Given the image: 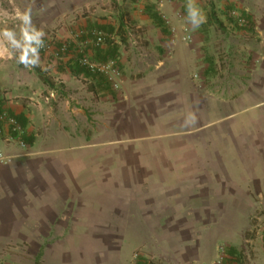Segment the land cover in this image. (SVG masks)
<instances>
[{
    "label": "rangeland",
    "instance_id": "374dc122",
    "mask_svg": "<svg viewBox=\"0 0 264 264\" xmlns=\"http://www.w3.org/2000/svg\"><path fill=\"white\" fill-rule=\"evenodd\" d=\"M190 3L194 8L200 9L204 16V21L198 27H194L188 19ZM29 8L32 25L43 31L42 43L50 46L47 50L38 49L39 62L35 66L19 62L20 55L29 47L36 46L25 41L23 22L16 15L17 10L23 13ZM212 8L224 21L225 30L208 23V14ZM123 10L130 12L135 25H127L125 32L120 35L117 34V29L119 13ZM109 25L114 28L113 31L111 28H101ZM100 28L105 32L106 38L113 39L111 48H108L107 43L100 47L94 45L95 35L92 32ZM5 29L14 32L15 45L3 34ZM188 36L190 40H186ZM64 44L68 45L67 51H61ZM27 58L32 59L31 52H27ZM82 59L94 63L115 60L121 80L125 82L123 77L126 76L135 83V92L147 89L150 103H155L156 100V93L150 85L157 82L154 72L160 65L161 104L176 102L173 92L177 87L172 91L163 87L173 82L167 74L179 70L182 77L188 74L189 66L186 62L174 64L173 59H192L190 78L182 88L183 104H190L193 100L188 94L189 90L195 91L196 102L204 105L208 102L232 101L245 95L249 89L251 98L264 104V0H0V98L10 109L16 107L24 111L20 112L24 117L22 121L35 134L32 139L30 137V140H34V145L27 149H22L15 143L1 146L11 152L13 159L0 167H11L17 157L22 156L21 158L26 159L20 161L21 167L29 168V163L25 162L29 158L28 161L35 165L37 178L41 176L40 169H65L67 176L64 175L63 179L67 180L69 188V198L66 200L68 217L72 219L77 215L79 221L85 223L84 238L76 240L77 243H83L84 254L68 257L74 263L77 260L81 264L82 260V264H94L106 258L103 250L112 249L111 244L116 245L113 250L121 244L120 241L103 239L106 234H113L115 224H103V216L97 213L98 208L94 209V206L99 202L110 201L111 204L114 203V207L118 202L110 197L113 193H129L133 196V210L136 208L140 210L139 213L142 211L148 214L149 207L154 204L152 200L157 196L148 192V185L141 184L140 171L132 177L124 175V165L127 163H131L132 168L138 169L140 166L139 160L132 161L128 157L141 152V144H111L106 141L110 124L116 123L117 137L120 139L134 135L130 133L132 128L127 127L126 123L139 121L136 120L138 112L134 111L136 105H131L136 101V96L128 102L121 95L122 87L114 88L106 75L83 66L80 63ZM117 59H128L129 67L124 69ZM208 60L217 65L211 72H208ZM50 64L53 66L50 67ZM64 65H67L66 70L70 69L74 76L77 75L76 67L86 69L93 77L95 75L102 81V86L97 88L96 78L89 79L86 76L75 79V83L66 84L62 82L60 75L53 73L56 88L51 89L38 78L34 70L39 66L46 69L47 73L52 68L63 72ZM148 76L150 79L144 80ZM108 94L112 95V99L106 97ZM163 118L165 117H162L160 124L164 122ZM253 130L254 136L260 139L254 144L255 153L248 158L241 154L240 159L232 158V155L237 156L236 153L230 154V181L227 190L234 188L243 171H251L250 176L254 173L262 188L253 193L258 202L255 207H245L243 202L234 198L236 192L225 191L220 194L214 191L211 195L213 207L207 212L208 201L199 192H204L208 187L204 183L208 178L204 171L207 172L209 161H190L197 169L194 172L196 181H201L198 186H192L198 188L197 218L195 223L188 219L185 214L190 215L192 211L190 212V207H186L180 215V231L185 236L196 232L201 239L205 233L208 240H201L202 242L216 243L217 240L218 257L211 264L218 261L222 264H250L259 254L256 252V237H261L264 243V109L260 112L258 127L255 123ZM137 131L138 128L135 136ZM238 131L244 136L252 132L249 128ZM165 147L167 149V145ZM16 149L20 154L14 153ZM198 149L203 151L202 145ZM114 168L117 169L116 174L106 172L107 169ZM31 177L22 175L17 178L24 184ZM183 178L185 183L181 187L180 196L188 202L191 194L188 190L190 184H194V176L184 175ZM211 180L215 181L214 175H211ZM224 187V184L218 183V188ZM228 198L232 200L227 201ZM161 203H165V197ZM112 207H106V210L113 209ZM109 213L103 219H113L114 222L118 216H110ZM82 215L84 219H81ZM134 216L133 214L132 223L128 226L132 230L128 237H131L121 249L125 257L129 256L126 264H188L177 261V256L171 253V244L175 241L171 239L160 242V234L167 235L166 232H171L176 219L170 218V221L165 220L161 224L154 220L151 223V216H146L145 220L140 218V214ZM134 229H142L143 235L147 232L146 243L142 244L141 237H138ZM243 233L247 239L242 240V247L238 248L237 255L233 252L234 258L226 257L227 243L223 238L229 236L239 238L240 241ZM252 238L255 240L252 241ZM7 242L10 243L8 247L0 249V264H43L44 246L52 241L45 239L19 244ZM184 242L189 244V241ZM128 246L131 248L127 251ZM182 246L184 248L186 245ZM261 248L264 250V246ZM113 255H109L108 264L114 260ZM120 256L122 260L124 254Z\"/></svg>",
    "mask_w": 264,
    "mask_h": 264
},
{
    "label": "crops",
    "instance_id": "0c3cea01",
    "mask_svg": "<svg viewBox=\"0 0 264 264\" xmlns=\"http://www.w3.org/2000/svg\"><path fill=\"white\" fill-rule=\"evenodd\" d=\"M101 60V59H100ZM120 62V66L124 69L129 67L128 59H117ZM174 64L182 61V64L186 62L189 66L188 74L186 76H181L180 70L177 72H171L169 78L173 80L171 83L163 85L164 88L172 91L173 88L176 96V102L171 104H161L160 103V65L155 68L154 77L157 82L150 87L156 93L155 103H150L149 95L147 89H140L139 91H134V84L126 76L123 77L125 82L122 81L121 87L123 88L120 92L123 98H126L128 102L130 99H134L136 96V101L131 103L135 104V112H138L136 120L130 123H126V126L132 128L130 133L134 134L128 137L120 139L117 137L116 130L117 125L110 124L107 142L111 144L115 143H140L141 152L132 154L128 157L132 161L139 160L140 166L138 169L132 168L131 163L124 165L125 177L135 176V173L140 171L141 184L148 185V192L157 196L152 200V207H149L148 214L145 212H140L136 208L133 210V196L132 194L113 193L114 201H117L116 205L112 207L114 203H102L99 202L98 205L94 206L97 209V213L102 215L105 219L106 213L110 211V216L114 214L117 215V219L104 220L101 218L102 223L115 224L113 234H106L103 239L105 241L113 240L121 242L117 247L107 248L103 250L106 258L94 264H108V257L110 254H114L109 264H126L128 263L129 256L125 257V253H122V248L127 244L128 237L131 234L130 226L132 215L139 216L145 220L146 216H151L153 220L158 223H164V221H170V218L176 219V223L172 224V231L166 232L165 234H160V242L172 241L175 243L171 253L177 256V261L186 262L191 264L192 262L196 264H211L214 259L218 257V243H210L208 241L202 242L201 240H208V236L204 233L202 239L196 232H192L189 236H185L181 233V219L180 215L184 213L186 207H190L191 214L187 215L188 219L195 223L197 218V193L198 188L192 186H198L201 181H196V167L191 165L190 161L198 160H208V166L205 175L208 176L204 180V183L208 185L204 192H199L201 197L205 201H208L209 210L213 207L212 193L222 194L223 192H236L237 200L243 202L246 207H255L258 202L255 200L253 193L262 190L258 180L254 177V173L250 176L251 171H243L242 176L239 178L237 184L234 188L229 191L227 186L229 185L230 175H229V164L231 153H236L232 155V158H241V154L245 158L251 157L256 149L254 144L258 143L259 138L254 136V127H258L260 123V112L264 109V104L259 101H254L251 98V93H245L242 97L236 98L232 101H220V102H208L204 105L198 104L196 102V92H188L189 96L193 98L190 104H183L181 102V93L184 91L182 88L185 87L189 78L190 72L192 70V64L190 61L192 59H173ZM72 61H70L71 63ZM54 63V61H53ZM61 64V63H60ZM128 64V65H127ZM164 64V63H163ZM53 66L52 64L49 65ZM63 72L58 71V68H52L49 74H58L63 80L62 82L66 84L75 83V79L79 77H87L89 79L96 78L95 84H98L97 88L102 86V81L81 67H76L75 69L77 75L69 70H66L67 65L62 67ZM46 70V69H44ZM38 79V78H37ZM149 80L150 76L144 80ZM128 80V81H127ZM143 80V81H144ZM174 81H177L174 82ZM149 84V83H148ZM39 90V89H38ZM101 94V90H99ZM251 92V91H250ZM163 95H165L163 93ZM108 99H112V95L108 94ZM138 100V101H137ZM162 105V106H161ZM6 109L11 111L17 116H23L20 112H24L22 109H17L16 107L10 109L5 105ZM129 108L132 109V106ZM20 113V114H18ZM189 114H194L196 116V123L193 125L185 126V120ZM256 115V116H255ZM164 119V122L160 124V120ZM126 121V120H124ZM252 123V124H251ZM138 134L135 136L136 129ZM233 128V131H230ZM250 129L252 132L248 136L237 132L238 129ZM26 131L28 130L25 126ZM31 129V128H30ZM30 129L27 131L31 139L35 135ZM258 134V133H257ZM127 135V134H126ZM257 140V141H256ZM32 143L29 144L31 147L34 140H30ZM153 144H156L155 146ZM34 145V144H33ZM167 145V149L165 147ZM202 145L203 151L198 149V146ZM5 146V143L0 142V147ZM170 149V150H169ZM248 152V153H244ZM252 152V154H250ZM14 153L20 154L19 150H15ZM128 155V154H126ZM251 155V156H250ZM17 157L15 164L11 167L2 166L0 167V249H5L10 244L7 241H13L14 243H23L25 241H38L48 239L52 242L45 244L43 256V264H79V261L72 262L68 256H83V243H77L76 240L84 238L85 223L82 220L79 221L78 216H74L72 219L68 217V200L69 198V188L67 185V180L63 179L66 175L65 169H40V178L36 176L35 165L31 164V161L25 160L29 163V168L21 167L19 164L21 160L26 158ZM126 158V156H125ZM127 158V160H128ZM244 158V157H242ZM142 161V162H141ZM194 168V169H193ZM131 170V172H130ZM119 171V170H118ZM43 172V174L41 173ZM107 173L116 174L117 169H107ZM253 172V171H252ZM28 173V174H26ZM119 174V173H117ZM22 175L32 176L28 180V183L19 182L17 177ZM184 175H193V183L189 186L190 199L185 202L181 199L182 185L185 183ZM211 175L215 176V181L211 180ZM249 175V177H247ZM137 176V175H136ZM201 176H203L201 174ZM210 176V177H209ZM53 177V178H52ZM52 178V179H51ZM18 180V181H17ZM233 180V179H232ZM190 182V181H189ZM235 182V180H234ZM235 182V183H236ZM191 183V182H190ZM218 183L224 184V188H218ZM114 189H117L114 186ZM111 190V189H110ZM113 190V188H112ZM165 197V203H161L162 198ZM160 198V200L158 199ZM232 200V199H227ZM160 201V203H159ZM121 203V205H120ZM111 204V205H110ZM188 204V206H187ZM120 205V207H118ZM81 206V204H80ZM106 207H112L113 209H107ZM84 212V211H82ZM84 214V213H83ZM147 214V215H146ZM134 216V217H135ZM138 220H141V219ZM81 219H84L83 215ZM193 219V220H192ZM137 231L138 237L142 244L146 243L148 239L147 232L143 235L142 229H134ZM115 232V233H114ZM142 233V234H141ZM245 233L239 238H230L229 236L223 238L226 239L227 243V253L226 257H231L233 252H236L239 247H242V240L246 241ZM199 236V237H197ZM232 240H236L235 242ZM252 241L255 239L252 238ZM184 241H189L186 244ZM195 241V243H193ZM201 241V242H200ZM199 242V243H197ZM110 244L109 242H107ZM256 252L257 257L250 262V264H264V250L261 246H264L261 237H256ZM165 246V244H163ZM182 245H188L189 247H184ZM107 246V245H106ZM182 246V247H181ZM120 248V249H119ZM131 248L128 246L127 251ZM167 249V248H166ZM127 253V252H126ZM124 257L121 260V256ZM119 257V258H118ZM83 261L81 260V264Z\"/></svg>",
    "mask_w": 264,
    "mask_h": 264
},
{
    "label": "built area",
    "instance_id": "2783aa9c",
    "mask_svg": "<svg viewBox=\"0 0 264 264\" xmlns=\"http://www.w3.org/2000/svg\"><path fill=\"white\" fill-rule=\"evenodd\" d=\"M94 45L96 47L102 46L105 43L106 34L103 31H96L95 33ZM186 40H190V36ZM50 46L46 43H42V46L39 47V50H47ZM68 45L64 44L61 48V51H67ZM21 56V55H20ZM80 63L83 66H87L93 72H99L108 77L111 84L114 88L119 89L122 85L121 73L116 65L115 60H110L107 62L94 63L89 62L87 59H82ZM26 131L23 126L17 121V119L9 114L7 109L0 108V142L5 143H15L22 149H27L29 147L25 139ZM13 156L11 152L0 147V165L8 164L12 161ZM216 264H222L221 261H218Z\"/></svg>",
    "mask_w": 264,
    "mask_h": 264
},
{
    "label": "clouds",
    "instance_id": "9594fccd",
    "mask_svg": "<svg viewBox=\"0 0 264 264\" xmlns=\"http://www.w3.org/2000/svg\"><path fill=\"white\" fill-rule=\"evenodd\" d=\"M17 18L23 22L22 33L26 42L30 45L35 44V47H29L24 54H22L19 58V62L25 63L26 66H35L39 62L38 49L42 46V37L44 36L43 31L37 30L32 25L31 19V9H26L23 13L17 10ZM188 19L193 24L194 27H198L203 21L204 16L202 11L198 8H194L191 3L189 4V12ZM3 34L11 40V42L15 45L16 41L14 39V32L10 29H5ZM19 46V45H17ZM27 52H31L32 59L27 58ZM196 116L194 114H189V116L185 120V126L193 125L196 123Z\"/></svg>",
    "mask_w": 264,
    "mask_h": 264
},
{
    "label": "trees",
    "instance_id": "16d2710c",
    "mask_svg": "<svg viewBox=\"0 0 264 264\" xmlns=\"http://www.w3.org/2000/svg\"><path fill=\"white\" fill-rule=\"evenodd\" d=\"M208 23L210 24H215L217 25L218 28L222 29V30H225V24H224V21L218 16L217 12L215 11L214 8L211 9L210 13L208 14ZM131 24L132 26L135 25V22L130 14L129 11H126V10H123L119 13V27L117 29V34H123V32H125V29L127 27V25ZM101 28H111V26H102ZM100 30H94L92 32V35L94 34V32L96 31H101L103 29ZM111 30L113 31L114 28L112 27ZM95 35V34H94ZM105 43L108 44V48H111V45H113V39L111 38H106L105 39ZM104 43V44H105ZM100 47V46H98ZM115 48V47H114ZM208 63H209V68H208V72H211L213 70H215V68L217 67V65L213 62V61H209L208 60ZM38 78L47 86H49L51 89H54L56 88V84H55V81L52 77L51 74L47 73L46 70H44L43 68L39 67V66H36L34 68ZM0 108L1 109H6L5 107V102L0 98ZM9 112V114L13 117H15L17 119V121L23 126V128L25 129V123L22 121L24 120V117L23 116H17L15 115L14 113H12L11 111L7 110ZM26 131V129H25ZM27 133V131H26ZM25 139H26V142L28 143V145L30 143H32V141H30V136L28 134H25Z\"/></svg>",
    "mask_w": 264,
    "mask_h": 264
}]
</instances>
